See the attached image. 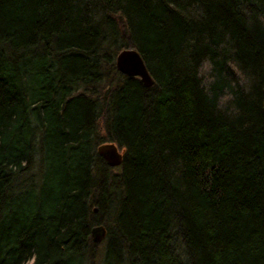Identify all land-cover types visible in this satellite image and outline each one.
Returning <instances> with one entry per match:
<instances>
[{
    "label": "trees",
    "instance_id": "16d2710c",
    "mask_svg": "<svg viewBox=\"0 0 264 264\" xmlns=\"http://www.w3.org/2000/svg\"><path fill=\"white\" fill-rule=\"evenodd\" d=\"M262 12L264 0H0V264H264ZM126 47L150 86L117 70ZM205 57L217 93L236 78L229 60L255 77L239 119L203 95Z\"/></svg>",
    "mask_w": 264,
    "mask_h": 264
},
{
    "label": "clouds",
    "instance_id": "9594fccd",
    "mask_svg": "<svg viewBox=\"0 0 264 264\" xmlns=\"http://www.w3.org/2000/svg\"><path fill=\"white\" fill-rule=\"evenodd\" d=\"M205 15L204 10L199 9L198 13L195 14L192 18L200 20ZM255 20H258L262 26H264V12L256 14ZM255 20L251 16L248 18V26L251 27ZM230 40V35H225V41ZM227 43H221L219 48L224 50L228 48ZM231 52H234L235 49H229ZM219 59V57L217 58ZM227 66L235 73V79L230 80L228 86L224 87L223 90L217 93L214 90V85L217 84L218 77L216 74V64L209 57H205L200 64L196 67V79L199 81V87L202 90V93L207 99L212 102L214 101L215 109L223 113L226 117L232 120L239 119L241 116V110L238 107L237 92L241 89L245 94H249L253 91V86L255 83V77L245 71L238 65V62L235 60H229ZM227 75V73H225ZM36 256L33 255L31 258H28L24 261V264H35Z\"/></svg>",
    "mask_w": 264,
    "mask_h": 264
},
{
    "label": "water",
    "instance_id": "95a60500",
    "mask_svg": "<svg viewBox=\"0 0 264 264\" xmlns=\"http://www.w3.org/2000/svg\"><path fill=\"white\" fill-rule=\"evenodd\" d=\"M115 66L118 71L128 76H136L145 86H150L153 79L149 74L139 52L133 47L120 49L115 55ZM97 153L105 160L106 164L116 166L122 160V149L114 142L103 141L96 145ZM106 233L103 224H96L90 228V234L95 242L101 241Z\"/></svg>",
    "mask_w": 264,
    "mask_h": 264
}]
</instances>
